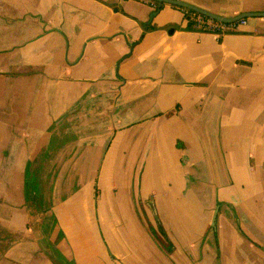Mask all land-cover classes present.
Instances as JSON below:
<instances>
[{
	"label": "crops",
	"instance_id": "obj_1",
	"mask_svg": "<svg viewBox=\"0 0 264 264\" xmlns=\"http://www.w3.org/2000/svg\"><path fill=\"white\" fill-rule=\"evenodd\" d=\"M157 9L0 0V264H264V17L217 36ZM49 150L90 177L58 187L42 234L30 165Z\"/></svg>",
	"mask_w": 264,
	"mask_h": 264
},
{
	"label": "rangeland",
	"instance_id": "obj_2",
	"mask_svg": "<svg viewBox=\"0 0 264 264\" xmlns=\"http://www.w3.org/2000/svg\"><path fill=\"white\" fill-rule=\"evenodd\" d=\"M67 132H64L65 135ZM56 135V134H55ZM55 137V136H54ZM53 137V138H54ZM57 144V142H53L52 145ZM51 155H53V151L49 150L45 157L39 156L37 158H33L30 165V172L32 175L30 177H35V182L39 185V193L43 196V205L40 206L45 211L42 214L37 215L39 218H34L31 222L32 228H37L38 224L40 225L41 232L44 234V230H48L49 224L46 220L45 214L48 216L51 203L54 200V198H60L61 194L58 193L56 190H58V187H61L62 195L69 194V189L65 190L66 188H69L72 184H76L78 181V177H90V175H74V174H62L58 172V169L60 167H57L54 165L55 158H53ZM63 196V197H64ZM28 215L29 217H36L34 214V208L28 207ZM45 217V219H44ZM48 224V225H47ZM47 236V235H46Z\"/></svg>",
	"mask_w": 264,
	"mask_h": 264
},
{
	"label": "built area",
	"instance_id": "obj_3",
	"mask_svg": "<svg viewBox=\"0 0 264 264\" xmlns=\"http://www.w3.org/2000/svg\"><path fill=\"white\" fill-rule=\"evenodd\" d=\"M143 1H147V0H143ZM183 13L185 15H188L190 17V20H192L194 24L192 31H198L202 33H212V34H216L217 36H221L222 34L226 33L228 30L234 28L236 24L246 23L245 19H241L231 24H225V23H221L219 21H215L213 19L207 18L195 12L189 11L187 9H183Z\"/></svg>",
	"mask_w": 264,
	"mask_h": 264
},
{
	"label": "water",
	"instance_id": "obj_4",
	"mask_svg": "<svg viewBox=\"0 0 264 264\" xmlns=\"http://www.w3.org/2000/svg\"><path fill=\"white\" fill-rule=\"evenodd\" d=\"M147 1L155 2L157 4L158 9L154 12V14H156L158 12L159 7L162 4H169V5H173L176 7L183 8V9H187L189 11L195 12L197 14H200L202 16H205L207 18H210V19H213L215 21H219V22L225 23V24H231V23L237 22L241 19L254 18V17H264V12L263 13L254 12V13H241L235 17L227 18V17H222L219 15L210 13L208 11H205L203 9H200L198 7L192 6L190 4H187V3H184V2L178 1V0H147ZM169 32H172V30ZM153 213H155V212L153 211ZM155 218H156V215H155Z\"/></svg>",
	"mask_w": 264,
	"mask_h": 264
},
{
	"label": "trees",
	"instance_id": "obj_5",
	"mask_svg": "<svg viewBox=\"0 0 264 264\" xmlns=\"http://www.w3.org/2000/svg\"><path fill=\"white\" fill-rule=\"evenodd\" d=\"M154 5L156 4L155 2H152ZM178 8H180V7H178ZM182 11H183V9L182 8H180ZM184 18L186 19V22H187V26H186V29L187 30H190V31H192L193 30V22H192V20H190V17L188 16V15H185L184 14ZM148 29H154V27H148ZM32 189H27V193L29 192H31L32 193ZM36 190H34L33 192H35ZM31 195H33V194H31ZM31 200H32V196H31ZM153 232H155L153 229H151ZM157 241L159 242V244H161L162 246H164V247H166V248H168V251H171V249H172V245H170V242H169V240L166 238V237H163V238H161L159 235H158V237H157ZM169 248H170V250H169Z\"/></svg>",
	"mask_w": 264,
	"mask_h": 264
}]
</instances>
